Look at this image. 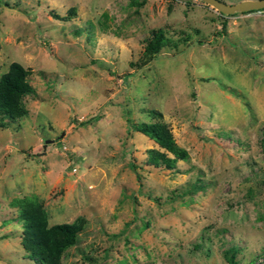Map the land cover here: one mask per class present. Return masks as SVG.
<instances>
[{
    "label": "rangeland",
    "instance_id": "374dc122",
    "mask_svg": "<svg viewBox=\"0 0 264 264\" xmlns=\"http://www.w3.org/2000/svg\"><path fill=\"white\" fill-rule=\"evenodd\" d=\"M157 28L167 42L147 60ZM11 61L34 93L0 118V264H38L24 196L48 224L81 219L60 264H229L228 247L264 264V8L0 0V73ZM150 109L188 152L171 168L145 163L159 147L131 126Z\"/></svg>",
    "mask_w": 264,
    "mask_h": 264
},
{
    "label": "trees",
    "instance_id": "16d2710c",
    "mask_svg": "<svg viewBox=\"0 0 264 264\" xmlns=\"http://www.w3.org/2000/svg\"><path fill=\"white\" fill-rule=\"evenodd\" d=\"M166 42L163 31L160 28L153 29L144 44L147 60ZM28 73V69L17 61H11L7 69L0 73L1 119L13 120L27 112L23 98L34 93V88L27 80ZM149 111L153 114L152 121H133L131 124L133 129L153 139L159 147L147 149L145 163L171 168L175 160L187 159V150L175 142L167 122L161 118V112L156 109ZM261 142L264 148V121ZM16 205L17 217L21 221L20 243L25 256L38 264H60L63 250L74 243L81 230V219L48 224L46 213L34 196H24L17 200ZM224 256L229 264H237L231 248L224 250Z\"/></svg>",
    "mask_w": 264,
    "mask_h": 264
},
{
    "label": "water",
    "instance_id": "95a60500",
    "mask_svg": "<svg viewBox=\"0 0 264 264\" xmlns=\"http://www.w3.org/2000/svg\"><path fill=\"white\" fill-rule=\"evenodd\" d=\"M221 13H231L235 10L258 9L264 7V0H241L236 3H225L221 0H202Z\"/></svg>",
    "mask_w": 264,
    "mask_h": 264
},
{
    "label": "built area",
    "instance_id": "2783aa9c",
    "mask_svg": "<svg viewBox=\"0 0 264 264\" xmlns=\"http://www.w3.org/2000/svg\"><path fill=\"white\" fill-rule=\"evenodd\" d=\"M73 169V168H72Z\"/></svg>",
    "mask_w": 264,
    "mask_h": 264
}]
</instances>
